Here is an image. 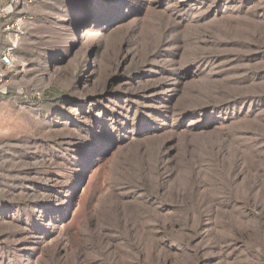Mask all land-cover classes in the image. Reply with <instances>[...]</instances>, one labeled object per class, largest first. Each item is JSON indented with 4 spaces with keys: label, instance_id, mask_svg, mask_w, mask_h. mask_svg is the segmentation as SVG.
<instances>
[{
    "label": "rangeland",
    "instance_id": "obj_1",
    "mask_svg": "<svg viewBox=\"0 0 264 264\" xmlns=\"http://www.w3.org/2000/svg\"><path fill=\"white\" fill-rule=\"evenodd\" d=\"M32 1L0 264H264V0Z\"/></svg>",
    "mask_w": 264,
    "mask_h": 264
},
{
    "label": "built area",
    "instance_id": "obj_2",
    "mask_svg": "<svg viewBox=\"0 0 264 264\" xmlns=\"http://www.w3.org/2000/svg\"><path fill=\"white\" fill-rule=\"evenodd\" d=\"M32 0H0V79L7 76V70L13 67L16 47L13 40L21 41L33 25V18L29 16ZM4 42V43H3Z\"/></svg>",
    "mask_w": 264,
    "mask_h": 264
},
{
    "label": "bare ground",
    "instance_id": "obj_3",
    "mask_svg": "<svg viewBox=\"0 0 264 264\" xmlns=\"http://www.w3.org/2000/svg\"><path fill=\"white\" fill-rule=\"evenodd\" d=\"M17 42V40H13V43H14V45H15V43ZM20 42V41H19ZM16 47V46H15ZM17 48V47H16Z\"/></svg>",
    "mask_w": 264,
    "mask_h": 264
}]
</instances>
